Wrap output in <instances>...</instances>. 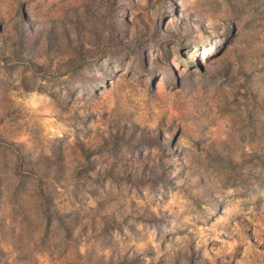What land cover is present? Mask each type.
<instances>
[{
	"label": "rangeland",
	"instance_id": "374dc122",
	"mask_svg": "<svg viewBox=\"0 0 264 264\" xmlns=\"http://www.w3.org/2000/svg\"><path fill=\"white\" fill-rule=\"evenodd\" d=\"M0 264H264V0H0Z\"/></svg>",
	"mask_w": 264,
	"mask_h": 264
}]
</instances>
